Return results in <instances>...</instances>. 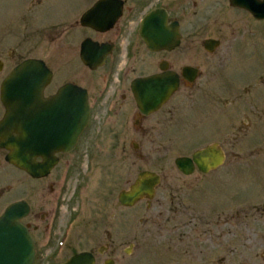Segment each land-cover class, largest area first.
<instances>
[{
    "label": "rangeland",
    "instance_id": "rangeland-1",
    "mask_svg": "<svg viewBox=\"0 0 264 264\" xmlns=\"http://www.w3.org/2000/svg\"><path fill=\"white\" fill-rule=\"evenodd\" d=\"M32 2L35 0H0V60L4 64L0 82L21 60L45 58L52 64L55 49L48 43V33L59 20L52 18L51 10L46 13V7H31ZM184 8L186 13H192L189 5ZM215 10L211 7L203 18L196 20L197 24L210 25L209 30L214 32L206 34H214L221 41L219 52L210 64L199 67L203 77L196 81L194 89L183 91L171 104L174 110L170 133L161 130L152 134L139 149L138 158L128 149L131 137L136 138L134 134L99 133L93 125L74 154L67 179H58L64 171L62 167L56 171L55 199L49 198L48 189L32 198L33 215H37L32 223L39 227L32 236L41 246L37 264H59L73 252L82 250L93 249L96 254L105 231L111 229L105 227L106 223L114 221L119 212L117 194L145 170L159 174L161 183L138 230L136 222L134 225L127 222L125 232L139 231V240L138 236H130L117 247L108 245L118 248V264H124L119 257L124 256L125 248L134 251L138 245L147 255L145 261L140 256L139 264H153L150 254L158 249L164 255L166 247L171 250L177 247V254L183 256L168 264H249L246 239L264 255V218L252 226L250 220H244L242 212H237L244 205L237 197L243 196L246 183L252 180L250 174H261L264 182V21H255L246 11L229 4L218 5ZM191 23V19H186L184 30ZM211 73L216 77L211 84L232 86L236 100L222 106L220 91L212 92V97L204 101L207 107L212 110L221 106L207 115L204 112L208 108L201 110L202 105L198 104L201 100L198 89ZM2 110L0 103V117ZM122 143L126 144L124 150L117 147ZM211 144L225 154V162L217 170L205 176L195 171L185 177L174 167L176 158L190 156ZM213 198L223 207H213ZM142 209L144 204L139 211ZM235 212L237 218H228ZM41 214L47 215L44 222L39 219ZM146 216L151 217L153 224L145 223ZM47 226L50 228L46 231ZM184 242L186 245L182 246ZM47 243L54 245L53 258L45 256Z\"/></svg>",
    "mask_w": 264,
    "mask_h": 264
},
{
    "label": "flooded vegetation",
    "instance_id": "flooded-vegetation-1",
    "mask_svg": "<svg viewBox=\"0 0 264 264\" xmlns=\"http://www.w3.org/2000/svg\"><path fill=\"white\" fill-rule=\"evenodd\" d=\"M227 4H229V0H35V3H31V7L34 8L46 7L44 8L46 13L51 10L52 18L59 20L48 33V43H51L55 49L52 64L45 58H39L51 72V77L42 91L41 101L35 112L42 116L44 111L46 112L51 107L48 100L54 98L59 89L69 84L84 91V104L81 107L82 110H85L87 118L86 126L77 138L74 147L69 151H59L53 154L57 163L46 176L34 178L11 165L6 160L8 151L0 148V185H3L0 188V207L2 208L0 215L8 205L17 202L25 203L28 210L19 222L21 226L26 228L33 241V264H37L41 246L32 236L39 231V227L32 223L37 219V215H33L32 198L39 196L43 189H48L49 198L55 199L54 193L58 188V179L62 177L67 179L68 171L74 163V154L82 144L83 136L93 125H96L95 130L99 133L134 134L136 138L132 136L130 141L128 140V149H132L138 158H140L139 149H141L142 144L151 139L152 134L161 132V130L170 133L171 113L174 110H172L171 104L176 102L175 98L181 95L183 91L194 89L196 81L203 77L199 67L210 64L209 61L215 57L214 55L219 52L221 46V41L216 38L217 36L206 34L208 31L214 32L209 30L210 25L207 23L197 24L198 19L196 20V18H203L204 13L209 12L211 7L215 10L218 5L226 6ZM186 5L192 8L191 14L186 13L185 8L182 9ZM146 18L149 21L150 33L155 32V27L157 25L160 27L159 23L161 24L165 36L169 40V46L161 48L158 44L154 48H149L145 44L142 39L141 24ZM186 19H191L192 23L189 29L184 30ZM66 21L69 23L66 24ZM216 22L212 23L215 24ZM174 23L177 27L178 37L175 42L177 44L173 47L171 46V32H173ZM206 41H215L219 44L211 46L205 44ZM58 53H61V59H59ZM188 60L191 62L187 63ZM21 62L22 60L14 64L7 71L5 78L9 77ZM54 64L55 67H53ZM156 76H158L156 82L150 81L152 77ZM214 79L216 77L211 73L204 80V86L202 85L203 87L198 89V93L201 95L198 104L202 105L201 110L208 108L204 112L207 115H210L209 113L213 109H219L221 105H228L230 101L236 100L232 96L234 91L232 86L215 87L211 84ZM173 81L177 84L174 91L172 90ZM157 83H159L158 88L155 85ZM172 91L173 93H171ZM215 91L218 93L220 91L221 105L219 107L213 106L214 108L211 110L204 101L212 97V92ZM141 98L144 100L142 105L139 103ZM64 99L69 100L70 96L64 95ZM156 100L161 101L157 108L154 105ZM152 102L154 103L152 104ZM70 105V101H64L56 108L60 110L62 107L64 109L62 111H66V109H70ZM3 112L4 110H2L0 119L4 114ZM68 120L65 117L58 121L64 125L69 122ZM37 122L40 126H44L51 120H44L39 117ZM209 129L211 130V128ZM117 147L124 150L126 144L122 143L120 147L118 145ZM35 161L36 163L43 162V159L38 156ZM60 167L64 171L60 172L61 174L56 180L54 179L55 173ZM195 171L198 170L194 169L188 175L179 172L186 177L191 176ZM199 173L202 176L208 174ZM250 175L252 180L246 183L243 196L237 197L239 201L244 202L243 207L237 212H242L244 220H250L249 224L253 226L264 218V182L261 174L252 173ZM84 176L85 173L82 177L83 180ZM138 176L139 173L136 174L126 189L119 191L116 201L119 200L118 195L121 192L131 188ZM160 183L161 177L158 186ZM157 187L154 188L152 198L143 197L132 207L124 206L118 201L119 212L114 221L106 223L105 227L111 226V229L105 231V237L100 241L102 243L96 249V254H94L93 249L73 252L59 264L66 263L80 253L91 254L94 259L93 264H118L119 261L116 256L119 252L116 247L130 236H138L139 240V231H137L139 222L144 219V214L151 209ZM215 192L219 194V192ZM214 195L212 197H215ZM230 201L231 199L228 203ZM141 204H144V209L139 211ZM212 205L216 209H220L224 204H218L213 198ZM141 213L143 214L142 217ZM46 217L47 215L41 214L39 219L44 222ZM146 217L145 223L151 222L153 224L151 217ZM216 217L212 216L213 219H218V216ZM234 217L237 218L236 212L233 215H228V218ZM103 221H106V218ZM129 221H131L130 225H134L133 222H136L137 226V230H133L131 233L125 232ZM49 228L47 226L45 230L47 231ZM249 243L248 239L244 241L247 250L246 261H249V264H264V255H260L256 251L257 246L249 245ZM109 244L116 247L109 248ZM185 245L184 242L182 246ZM47 246L49 247L45 256L49 257L54 253V245L47 243ZM167 248L164 255L160 254L158 249H154V253L150 254L153 264H168L172 259L176 260L183 257L181 254H177L179 252L177 247L172 250ZM142 252L141 245H138L134 251L127 247L123 251L124 256L119 257V260L124 264H139L140 256L143 261L147 259V255ZM98 255L103 258L100 259ZM53 257L51 256V258ZM135 257H137L136 260H133Z\"/></svg>",
    "mask_w": 264,
    "mask_h": 264
},
{
    "label": "water",
    "instance_id": "water-1",
    "mask_svg": "<svg viewBox=\"0 0 264 264\" xmlns=\"http://www.w3.org/2000/svg\"><path fill=\"white\" fill-rule=\"evenodd\" d=\"M230 5L246 10L254 20H264V0H230ZM149 21L146 18L141 24L142 39L149 48L155 45L169 46L163 27L159 23L155 32H149ZM163 31V33H162ZM171 36V46H175L178 33L174 23ZM207 45L215 46L219 42L206 41ZM3 62L0 60V72ZM51 72L47 70L43 61L38 59L23 60L9 77L1 81L0 102L4 108V115L0 120V148L8 151L6 160L16 168L23 170L31 177L46 176L55 166L57 159L53 156L59 151L71 150L84 126L87 118L84 104V91L73 85H65L50 101L51 107L38 115L37 106L44 87L49 83ZM156 77L152 80L156 82ZM159 83L155 84L158 88ZM176 82L172 83V90L176 89ZM158 90V89H157ZM173 91L171 93H173ZM169 94V92H168ZM167 94V96H169ZM64 95L70 96L65 100ZM74 95V96H73ZM70 101V109L60 110L57 105ZM141 105L144 100H139ZM146 103H148L146 101ZM154 102H152L153 104ZM161 103L156 100L154 105ZM58 110V111H57ZM39 117L51 122L41 125L37 122ZM69 119L62 124L61 118ZM75 119V121H74ZM216 144H211L195 151L190 157H178L174 164L183 174H191L196 168L201 173H208L223 165L224 154ZM41 157L43 162L36 163L35 158ZM159 176L149 171L139 174L136 181L128 191L118 195V201L124 206L132 207L143 196L152 198L154 189L159 184ZM27 206L23 202L9 205L0 216V264H32L34 245L26 228L21 226L19 220L27 213ZM93 256L89 253H80L64 264H93Z\"/></svg>",
    "mask_w": 264,
    "mask_h": 264
}]
</instances>
